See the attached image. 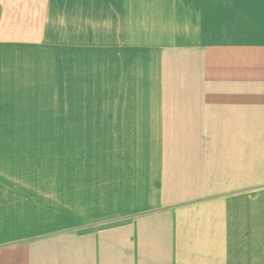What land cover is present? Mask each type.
I'll list each match as a JSON object with an SVG mask.
<instances>
[{"label":"crops","instance_id":"obj_1","mask_svg":"<svg viewBox=\"0 0 264 264\" xmlns=\"http://www.w3.org/2000/svg\"><path fill=\"white\" fill-rule=\"evenodd\" d=\"M47 50L75 152L33 153ZM0 130V264H264V0H0Z\"/></svg>","mask_w":264,"mask_h":264},{"label":"rangeland","instance_id":"obj_2","mask_svg":"<svg viewBox=\"0 0 264 264\" xmlns=\"http://www.w3.org/2000/svg\"><path fill=\"white\" fill-rule=\"evenodd\" d=\"M32 56V72L25 76L31 85L33 153L62 147L75 152V53L47 50Z\"/></svg>","mask_w":264,"mask_h":264}]
</instances>
